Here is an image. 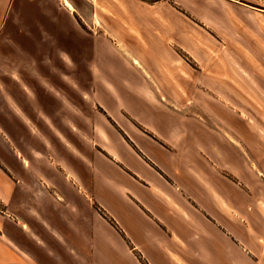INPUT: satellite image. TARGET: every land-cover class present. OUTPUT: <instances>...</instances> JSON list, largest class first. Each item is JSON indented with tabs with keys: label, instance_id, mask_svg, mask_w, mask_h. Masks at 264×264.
<instances>
[{
	"label": "rangeland",
	"instance_id": "1",
	"mask_svg": "<svg viewBox=\"0 0 264 264\" xmlns=\"http://www.w3.org/2000/svg\"><path fill=\"white\" fill-rule=\"evenodd\" d=\"M215 1L190 0L204 23L191 24L188 31L175 18L171 33L165 34L125 19V10L135 9L131 0H95L92 19L101 28L97 24L89 32L91 39L111 42L105 54L121 74L115 67L89 63L85 69L74 67V81L31 84L58 105L53 115L29 84L25 96L30 118L11 102L10 115L24 122L25 132L23 138L11 140L14 157L0 149L11 171L61 170L59 164L66 168L64 156L86 168L91 155L108 159L100 147L105 144L122 149L129 161L132 149L156 162L152 172L135 160L131 165L149 181L148 189L130 185L144 210L139 213L127 203L106 200L128 239L113 228L110 235L119 246L109 243L113 249L102 257L96 241L90 242L86 253L74 250V264H264V210L259 214L252 197L235 186L220 189L227 202L241 210L249 230L218 214L219 227L207 224L198 210L209 205L202 179L215 180L202 155L212 156L218 142L238 150L237 172L248 177L249 190L264 202V151L255 161L241 135L227 129L230 123L248 128L256 143L264 144V0H222L229 5ZM114 7L120 10L123 29L104 25L115 20ZM4 90L1 85V96ZM147 127L172 143V151L153 146L151 141L157 145L162 140ZM78 169L74 164V171ZM3 210L0 203V216ZM98 214L108 221L101 211ZM101 233L95 227L94 235ZM134 244L138 253L132 250Z\"/></svg>",
	"mask_w": 264,
	"mask_h": 264
},
{
	"label": "crops",
	"instance_id": "2",
	"mask_svg": "<svg viewBox=\"0 0 264 264\" xmlns=\"http://www.w3.org/2000/svg\"><path fill=\"white\" fill-rule=\"evenodd\" d=\"M93 1L0 0V87L3 85L6 89L5 94L0 95V149H5L12 157L15 152L11 140L23 138L25 132L24 122L12 118L8 108L13 102L22 114H28L30 118L25 96L29 92L27 84L40 103L47 108L49 106L50 113L54 114L59 110L58 105L42 96L38 86L31 84L74 81V67L85 69L89 63L99 64L103 68H117L105 54L106 45H111V42L107 39V42H94L91 39L89 32L98 24L96 18L94 22L92 19L96 11ZM189 1L131 0L135 9L130 12L125 10L128 14L125 19L133 20L136 27L150 28L152 33L170 34L168 29L176 18L189 31L192 29L191 24L204 23L201 12L192 9ZM196 1L202 4L206 0ZM214 3L230 4L222 0ZM119 11L114 7L112 18L115 20L103 24L123 29ZM98 28H101V24H98ZM133 62L137 63L136 60ZM116 72L121 74L119 68ZM227 129L241 135L247 153L258 161L256 157L264 151V144L256 143L253 132L233 123ZM149 131L162 140V144L157 145L151 141L153 146L160 145L172 151V143L153 132V129ZM144 136L141 135L146 139ZM218 144L215 150L212 149V156L207 153L202 155L205 168L212 172L215 180L211 177L202 179L204 197L209 199V205L198 206V210L207 224L219 227L221 220L217 219L218 214L230 223L241 224L249 230V222L241 210L228 203L220 189H228L229 186L241 189L254 199L259 214L262 208L264 210V202L260 201L258 192L254 194L249 190L250 185L245 181L248 177L238 174V150L230 143ZM104 146L115 155L109 154ZM100 147L108 159L91 155L88 157V165L83 168L74 163V158L64 156L61 159L66 168L59 164L61 170L36 173L11 171L9 158L6 161L4 152L0 150V203L4 207L0 216V243L3 245L0 246V264H60L63 261L74 264V252L86 253L91 248L90 242L96 241L102 257L104 252L113 249L111 243L119 246L117 239L111 237V230L114 228L122 234L126 233L106 200L127 203L136 212L143 209L144 204L130 185L141 184L148 189L149 181L131 165L136 161L152 172L156 162L146 154L143 155V151L137 155L131 149L133 154L129 153V161L123 157L122 149L106 144ZM74 164L79 167L77 171H74ZM157 191L168 197L161 190ZM95 206L108 221L98 214ZM95 227H100L103 234L95 236ZM132 248L135 253L140 251L136 244Z\"/></svg>",
	"mask_w": 264,
	"mask_h": 264
},
{
	"label": "bare ground",
	"instance_id": "3",
	"mask_svg": "<svg viewBox=\"0 0 264 264\" xmlns=\"http://www.w3.org/2000/svg\"><path fill=\"white\" fill-rule=\"evenodd\" d=\"M95 3V1H93Z\"/></svg>",
	"mask_w": 264,
	"mask_h": 264
}]
</instances>
